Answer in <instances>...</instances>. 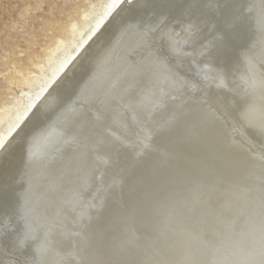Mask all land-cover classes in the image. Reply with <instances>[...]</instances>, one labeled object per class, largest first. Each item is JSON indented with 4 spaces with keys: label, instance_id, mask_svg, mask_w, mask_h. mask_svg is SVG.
I'll use <instances>...</instances> for the list:
<instances>
[{
    "label": "bare ground",
    "instance_id": "1",
    "mask_svg": "<svg viewBox=\"0 0 264 264\" xmlns=\"http://www.w3.org/2000/svg\"><path fill=\"white\" fill-rule=\"evenodd\" d=\"M263 21L264 0H113L3 135L0 264H252Z\"/></svg>",
    "mask_w": 264,
    "mask_h": 264
},
{
    "label": "rangeland",
    "instance_id": "2",
    "mask_svg": "<svg viewBox=\"0 0 264 264\" xmlns=\"http://www.w3.org/2000/svg\"><path fill=\"white\" fill-rule=\"evenodd\" d=\"M112 1L0 0V144ZM5 173L0 189L8 192Z\"/></svg>",
    "mask_w": 264,
    "mask_h": 264
},
{
    "label": "water",
    "instance_id": "3",
    "mask_svg": "<svg viewBox=\"0 0 264 264\" xmlns=\"http://www.w3.org/2000/svg\"><path fill=\"white\" fill-rule=\"evenodd\" d=\"M262 21H260V23H261ZM264 22V21H263ZM262 25V24H261ZM257 31V30H256ZM255 31V32H256ZM254 32V33H255ZM256 34V33H255ZM237 41L235 40L234 41V43H236ZM237 44V43H236ZM226 52V54H227V52L228 51H225ZM187 72H189V75L191 76V77H196V74H193L191 71H187ZM206 72V71H205ZM202 77H204V76H201L200 78L201 79H199V77L197 78L198 79V81L200 82V80L202 81L201 82V85H202V88L204 89V90H208V88H209V86H206L205 85V83H210V87H211V85H212V83L210 82V81H204V80H202ZM207 83V84H208ZM205 88H207V89H205ZM213 93L215 94L216 92L215 91H213ZM258 239H260L258 242L256 241V242H254L253 244H254V247L256 248L257 246L259 247V246H261L262 245V250H260V252H255L253 255L252 254H250L249 256H248V258H253V261H252V264H264V236H263V238H260V237H258Z\"/></svg>",
    "mask_w": 264,
    "mask_h": 264
}]
</instances>
